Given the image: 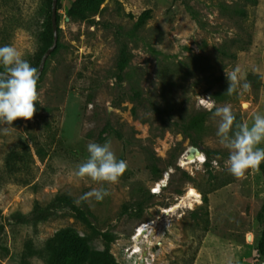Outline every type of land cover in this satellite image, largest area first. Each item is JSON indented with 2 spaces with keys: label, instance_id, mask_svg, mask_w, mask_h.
I'll return each mask as SVG.
<instances>
[{
  "label": "rangeland",
  "instance_id": "1",
  "mask_svg": "<svg viewBox=\"0 0 264 264\" xmlns=\"http://www.w3.org/2000/svg\"><path fill=\"white\" fill-rule=\"evenodd\" d=\"M74 1L61 0L44 106L0 132V264H261L264 162L234 177L212 114H264V80L248 78L264 74V0ZM45 17L43 0H0V46L38 68ZM237 66L251 89L229 96ZM108 140L128 164L119 182L78 177L88 143ZM67 198L86 220L70 205L19 220Z\"/></svg>",
  "mask_w": 264,
  "mask_h": 264
},
{
  "label": "clouds",
  "instance_id": "2",
  "mask_svg": "<svg viewBox=\"0 0 264 264\" xmlns=\"http://www.w3.org/2000/svg\"><path fill=\"white\" fill-rule=\"evenodd\" d=\"M23 56L13 45L0 46V64L3 66L0 71V132L5 135L10 134L14 128L12 124L18 118L33 119L37 112L36 102L44 106L38 91L39 71ZM256 71L259 73V69ZM225 76L229 82L225 94L231 96L237 89L243 92L251 89L239 66L230 72L225 70ZM260 78L264 80V74ZM212 118H218L216 135L219 143L229 150L225 161L229 172L239 179L249 169L259 170L264 162V147H260L264 143V114L255 113L251 124L248 121L237 122L232 107L225 104L215 107ZM87 152L88 158L77 165L75 174L80 178L115 184L128 168L127 161L117 158L110 140L103 144L88 143ZM108 195L106 189H93L75 202L79 205L91 198L99 202Z\"/></svg>",
  "mask_w": 264,
  "mask_h": 264
},
{
  "label": "trees",
  "instance_id": "3",
  "mask_svg": "<svg viewBox=\"0 0 264 264\" xmlns=\"http://www.w3.org/2000/svg\"><path fill=\"white\" fill-rule=\"evenodd\" d=\"M52 1L53 0H43L45 12H46V17L42 23V30H41V35H40V39H41V47L40 48L41 49H40V53L38 55L39 63H40L41 58H42L43 54L45 53V51L53 43L54 34H53V26H52V20H51ZM102 1L103 0H75L73 7H74V9L76 7H89V6L94 5V4H99ZM60 8H61V0H58V13H57L58 25H59V21H60ZM57 48H58V45H57L56 49ZM124 60H126V57H124ZM0 71H2V70H0ZM248 78H249V81L256 88H260L261 78H260L259 74H250ZM198 124H199V121H196L195 123H193V124L191 123L190 125H188V128L189 127L193 128L195 125H198ZM262 174L264 177V166L262 169ZM67 205L68 206L70 205L72 207V209H74L76 211V213L79 217L86 220L87 217H86L85 213L73 202V198H67L66 201H56V202L52 203L49 207L39 206L35 211H33V213H31L30 215H25L19 220H20V222H24V223L38 221V220L45 218L47 215H49L53 209L59 208L62 206H67ZM257 220L261 226V236H260V239L258 242V252L260 253V255L264 256V204H263V206H262V208H261V210L257 216Z\"/></svg>",
  "mask_w": 264,
  "mask_h": 264
},
{
  "label": "water",
  "instance_id": "4",
  "mask_svg": "<svg viewBox=\"0 0 264 264\" xmlns=\"http://www.w3.org/2000/svg\"><path fill=\"white\" fill-rule=\"evenodd\" d=\"M57 13H58V0L52 1V14H51V20H52V26H53V43L51 46L45 51L43 54L41 61L38 66L39 71V79L43 74V71L45 69V65L47 63V60L49 56L53 53V51L56 49L58 43H59V25L57 22ZM196 151V148H192L191 154H194ZM264 264V261L261 263Z\"/></svg>",
  "mask_w": 264,
  "mask_h": 264
},
{
  "label": "bare ground",
  "instance_id": "5",
  "mask_svg": "<svg viewBox=\"0 0 264 264\" xmlns=\"http://www.w3.org/2000/svg\"><path fill=\"white\" fill-rule=\"evenodd\" d=\"M196 155L195 154H191L190 155V157L189 158H194ZM195 160V159H194ZM159 190V189H158ZM189 195L190 196H196V197H198L199 196V194L196 192V190H194V189H191L190 191H189ZM201 198V197H200ZM146 225H148L147 223L146 224H143L140 228H139V230H138V232L139 233H141V231L145 228V226ZM138 237V236H137ZM137 239V238H136Z\"/></svg>",
  "mask_w": 264,
  "mask_h": 264
}]
</instances>
